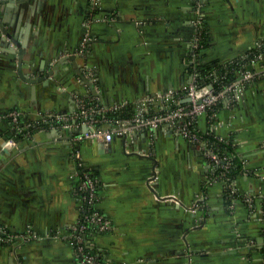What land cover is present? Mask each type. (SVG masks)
<instances>
[{"label": "crops", "instance_id": "crops-1", "mask_svg": "<svg viewBox=\"0 0 264 264\" xmlns=\"http://www.w3.org/2000/svg\"><path fill=\"white\" fill-rule=\"evenodd\" d=\"M2 1L0 226L28 238L0 242V264H81L83 172L96 180L95 208L112 226L89 229L82 245L105 264H264V75L237 101L223 98L216 121L197 120L243 162L233 180L218 175L204 143L169 124L125 133L115 118L102 120L104 110L181 90L199 64L229 66L250 53L264 41V0ZM249 68L264 69V54ZM80 98L97 109L96 128L113 131L110 142L76 140L87 125L51 120L76 124ZM16 109L30 136L16 138L7 118Z\"/></svg>", "mask_w": 264, "mask_h": 264}, {"label": "built area", "instance_id": "built-area-1", "mask_svg": "<svg viewBox=\"0 0 264 264\" xmlns=\"http://www.w3.org/2000/svg\"><path fill=\"white\" fill-rule=\"evenodd\" d=\"M97 0H95L96 2ZM89 25L92 23V16L88 19ZM203 19L201 15L195 21L196 32L193 40V54L196 57L199 49L203 46V31L201 25ZM91 36L87 33L84 38L83 49L88 45ZM255 50L261 51L255 56H250L249 53L244 55V60H248L246 64H241L240 70L236 79L231 82H223L219 77H215L213 81L207 83L198 82V74L194 80L183 86L179 91H157L153 94L146 95L139 99L136 103L135 113L130 118H115V122L119 124L117 130L119 132H128L134 128H149L156 129L161 125L169 124L177 133L194 143H204L207 157L220 170L218 172L222 178L226 177L233 180L228 175L231 164V156L229 154H221L218 148L219 143L216 138L208 131L202 133L198 128L197 120L201 115H207L210 121L214 122L217 119L218 106L220 101L227 97L231 102L237 101L243 93L244 88L258 76L264 75V69L249 68L255 65L264 54V41L257 42ZM250 59V60H249ZM231 64L240 63L239 59H232ZM262 70V71H261ZM214 71V70H213ZM79 114L77 116L78 122L71 123L69 119L62 116L51 117V120L61 121L66 128L78 126L83 123L88 126V129L76 136V140L82 139H103L110 142L113 139V131L96 128L99 119L95 116L97 109L90 105V101L80 98ZM101 110V109H99ZM98 110V111H99ZM115 110V111H114ZM104 110L102 120H111L108 112H116L117 109ZM22 111L16 109L7 115V118L13 122L15 126V135L18 137L19 133L23 136H30L32 130L29 129L30 123L21 122ZM25 130L26 133L24 132ZM82 198L88 204V210L81 225L76 228L75 239L77 240V251L82 256L81 264H105L94 255L87 253L84 249L83 234L89 229H96L98 231L109 230L112 226L111 221L106 218L100 211L95 208L97 201L96 180L89 172H83V182L81 185ZM163 198L179 201L178 197L173 194L165 195ZM252 201V198H247ZM28 236L24 233L12 234L5 228L0 226V242H16L23 243Z\"/></svg>", "mask_w": 264, "mask_h": 264}, {"label": "trees", "instance_id": "trees-1", "mask_svg": "<svg viewBox=\"0 0 264 264\" xmlns=\"http://www.w3.org/2000/svg\"><path fill=\"white\" fill-rule=\"evenodd\" d=\"M249 55L250 56H255L258 53H260L261 51H257L255 50V48L251 49L249 51ZM240 63H234L232 65H222V64H218L215 65L216 69H213L215 67H210L207 64H199L198 65V70H199V76H198V82L203 84V83H207L210 81H213L214 78L217 76L219 77V79L223 82H231L232 80L236 79L240 70L242 69V63L246 64L249 61L248 60H244V59H240ZM250 60V59H249ZM248 61V62H247ZM214 70V71H213ZM135 113V108L134 107H128L125 112L119 111V112H115L114 114H109V117L111 118H130L133 116V114ZM30 130H32V128L29 127ZM25 130L24 132L26 133ZM23 137V133H19L17 138ZM219 151L221 154H229L231 153V146L228 145H218ZM230 155V154H229ZM231 156V155H230ZM223 168H220V170H218V172H220ZM244 170L243 167V162L241 160H239V158L237 156L232 157L231 156V164L229 167V172L228 175L231 178H235L237 177L239 174H241Z\"/></svg>", "mask_w": 264, "mask_h": 264}, {"label": "water", "instance_id": "water-1", "mask_svg": "<svg viewBox=\"0 0 264 264\" xmlns=\"http://www.w3.org/2000/svg\"><path fill=\"white\" fill-rule=\"evenodd\" d=\"M3 2H6V1H2V0H0V4L3 3ZM8 35L11 37V39H10L11 42H13V43H15V44L18 45V47H19V49H20L19 54H21V53L23 52V46H22L23 44L20 43V42H18V40L15 39L14 37H12L9 33H8ZM70 58L74 59L75 57H74V55H71Z\"/></svg>", "mask_w": 264, "mask_h": 264}]
</instances>
